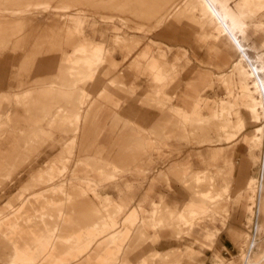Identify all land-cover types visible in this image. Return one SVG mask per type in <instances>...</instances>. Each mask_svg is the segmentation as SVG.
Masks as SVG:
<instances>
[{
	"label": "crops",
	"instance_id": "obj_1",
	"mask_svg": "<svg viewBox=\"0 0 264 264\" xmlns=\"http://www.w3.org/2000/svg\"><path fill=\"white\" fill-rule=\"evenodd\" d=\"M3 3L2 5L5 4ZM253 6L255 11H252L254 8H246L245 0H227V11L231 12H228L225 21L228 29L234 32L233 34L230 31H224L223 26L214 19H207L206 22H203L205 19H199L188 24L179 23L176 28L155 33L159 38L176 42L187 36L185 33L180 35L179 29L184 25L185 27L191 25L196 28L200 39L205 42L212 41L213 44L209 46L208 51H212L220 57L221 60L215 65L224 70L219 77L224 86V97L217 101L213 99V104H209L206 101L208 99L202 95L211 86L212 79L209 73H197L195 78L197 86L193 87L191 84L183 91L168 94L165 89L175 74V64L167 63L162 54L158 58L150 47L140 49L142 43L132 53L127 54L124 48L130 49L129 45L137 42L134 36L111 34L104 28L83 26L82 21L72 19L70 16L67 19L70 26L67 28H64L59 20L57 22L54 19L36 20L34 26L27 28L22 36L25 45L21 46V52L10 53L4 52V47L0 49V115L2 110H5L4 108H7V105L12 102L9 100L10 96H12V100L21 95L23 104L30 99L26 108L13 109L14 111L6 113L8 118L5 120L19 123L25 129L32 130L35 138H38L39 135V140L43 143L47 142L51 149L57 148L59 153L56 157H65L63 159H67L68 163L65 166L60 164L53 166L59 169V173H67V179L70 174H80L77 185H73L72 188L73 192L78 190V194L73 193L71 200L67 197L65 201L67 215H65L63 227L24 230L26 233L24 242L21 243V263L25 262L23 257L30 256L31 251L34 252L33 242L40 241L45 247L52 244L51 239L44 240L41 238L43 236L57 238L48 251L50 261L43 264H132L130 263L131 256L135 252L143 250L163 256L164 259L150 261L148 259L150 254L146 257L135 254L134 256H138V262L135 264H153V262L162 264L167 260L179 263L184 256L191 259L195 253L190 247H187L186 251H180L178 248H170L165 251L145 250L141 247L147 243L155 244L158 241L160 243L167 237L178 235L182 226L190 227L192 219L199 214L208 211L207 215L212 217L218 213L221 208V199L212 203L206 197L207 193L211 192L209 189L198 190L191 185H198L196 182L198 175H203L206 178L205 182H209L221 178L223 169H226L228 173L231 171L233 163L224 154L226 148L224 145L231 142L237 133L244 131L245 117H247L249 122L256 126L250 134L243 136L246 158L248 164L255 167L254 159L260 157L261 165L258 167L256 177L251 174L247 175V170L244 171L241 168L238 180L243 184V187L238 190L232 200L240 206L239 217L248 214L247 225L251 217L250 210H254V217H256L254 220L255 245L252 258L257 257V264H264V112L263 118L261 117L256 122L260 113L262 114L260 108L258 109L260 102L264 109V40L258 44L255 42H252L251 45L248 44L250 31L256 33L264 28V21L258 20L264 11V0L254 1ZM233 19L237 21V26ZM12 24V26L0 25V46H4L2 42L7 34L6 30L12 31L15 28L13 26L20 25L21 22L14 20ZM181 24L182 27H180ZM16 30L18 33L20 32V28H16ZM107 40L113 43L111 48L106 47ZM48 53L54 56L43 57ZM116 53L120 56V63L114 58ZM91 54L95 59H90ZM74 58L81 60L82 65L71 71V62ZM129 58H133V60L124 67L123 63ZM16 61L18 62L14 63ZM203 63L214 65L211 60ZM11 68H15V71L9 74L8 71ZM117 68L121 75H124V72L131 73L130 75L134 74L133 80L129 81L130 85H125L121 77H115L108 81L106 86L94 97H90L88 93L84 92L83 86L101 84V75L105 76L110 70ZM52 69L55 71L54 78L40 81L38 85L35 74L42 71L49 72ZM142 77H145L148 82L146 100L151 105L149 107L157 112L149 129V134L154 137L143 139L128 133L118 144L120 151L112 152L115 144L98 143L95 133L105 130H109L111 135L126 130L131 133H139L138 129L131 126L128 121L119 119L115 111L106 109L108 106H117L113 99L114 91L134 94L136 90H140L139 81ZM11 82H14L15 87L21 88V91L7 92V87L12 86ZM24 86L29 88H23ZM136 100L138 99H135V102H137ZM87 101L89 102L86 103ZM61 102L65 104H59ZM230 108L233 110L229 111L228 116L224 119L225 110ZM204 110L207 111L206 114L203 113ZM251 110H255L256 116ZM105 112L111 119L98 120V117ZM17 114L21 115V121ZM211 132H215V138L210 137ZM173 137L197 139L199 144L211 147L207 156L203 158L205 164L215 163L221 159L224 165L216 168L215 175L208 174L207 168L187 174L188 168H181L180 164L173 165L165 171H158L156 180H166L170 189L176 182L181 183L188 190L189 201L177 213L168 209V206H166V210L160 209L158 203H152L150 210L141 206L129 208L132 195L124 193L123 190V187H129L128 180H125L124 186L118 184L116 181L118 180L116 179L117 171L115 170L124 171L125 167L133 166L137 172L145 174L144 172L149 169L140 165L145 164L143 157L147 155V152L137 154L139 156L137 158L136 153L132 150L160 149L161 146H167L166 141ZM161 138L164 139V142L159 143ZM260 138L261 149L251 152L253 142ZM16 143L15 132L0 134V165L4 163L6 157L10 158V155H15L13 150L16 149ZM41 147H43L41 144L36 145L32 150ZM4 151L8 154H5ZM69 158H71V164ZM10 159L7 164L11 162ZM61 160L62 158L58 161ZM12 162L18 161L13 159ZM151 162L150 160L148 164ZM186 165L184 164V166ZM19 170L21 169L3 168L0 169V172H17ZM38 171L48 170L40 169ZM252 181L256 182L255 186L251 184ZM68 184L69 180L66 185ZM87 185L94 188L95 196L81 194L86 192ZM251 186L255 187L252 198L250 194L246 193ZM223 190L230 191L228 186H225ZM113 192L115 194L112 195ZM67 193L69 192L67 191ZM53 201L56 204L61 203L59 200ZM70 205L71 213L70 207H68ZM105 206L121 215L119 226L116 223L107 222L104 212L100 214L95 212L96 208L103 209ZM190 210H195L194 217H188L182 223L176 220L177 215L186 214ZM170 216L175 218L172 220ZM226 218L225 215L222 223ZM122 223L128 225L122 228ZM45 225L48 226L47 223ZM111 226H115L113 231L110 229ZM201 231L204 232L205 239L214 235L205 226H202ZM96 232L103 235L95 236L90 241L89 236ZM229 232L232 240L239 245L240 249L245 233L233 229ZM113 234L125 235L123 242L114 245L110 243ZM196 241L203 243V240H197V238ZM166 256L168 259L165 260ZM216 259V264L222 262L220 256L216 255ZM237 263H240L239 259ZM36 264H41V262ZM228 264H233V262L230 261Z\"/></svg>",
	"mask_w": 264,
	"mask_h": 264
},
{
	"label": "rangeland",
	"instance_id": "obj_2",
	"mask_svg": "<svg viewBox=\"0 0 264 264\" xmlns=\"http://www.w3.org/2000/svg\"><path fill=\"white\" fill-rule=\"evenodd\" d=\"M46 1L48 3H45ZM73 1L78 3L76 4V7H66L67 4L68 6L69 4H73ZM88 1L91 0H0V25L12 26V21L14 20L15 22H21L20 25L15 24V26H13L15 28H13L12 31L9 29L6 30L5 33L7 34H5V38L3 40L4 42H2L4 46L1 45L0 49L4 47V52H21V46L25 45L24 40H22V36L26 32L27 28L34 26L33 24H35L36 20L54 19L56 22L59 20L62 26L67 28L70 26V22L67 20L70 16L72 19H79L82 21L83 26L90 25L93 28H104L111 34L118 33L126 36H134L137 42H133L129 45L130 49L124 48L127 54L132 53L142 43L140 49L150 47L158 58L162 54L167 63L175 64V74L173 75L171 83L165 89L168 94L175 91H183L191 84L193 87L197 86V83L195 82L197 73L207 72L210 74L212 81L211 86L202 93V95L208 99L206 101L209 104H213V99L214 101H217L218 99L224 97V86L219 80V77L224 70L219 69L215 65L219 60H221L220 57L212 51H208L209 46L213 44L211 40L207 42L203 41L199 38L198 33H196L195 27L191 25H187L185 27V25L183 26L182 24L180 27L183 26V29L180 28L178 32L180 35L185 33V35H187L184 37L185 39H178V41L175 42L159 38L155 35L157 32L176 28L179 23L188 24L199 19H205L203 22L208 21L207 19L209 18V13L201 0H128L124 6H122L123 4L121 0H113L115 4L109 7L106 5L111 2V0H100L103 5L100 9H95ZM40 2H43V5ZM2 3L4 5H2ZM187 15H191L192 20ZM101 20L112 23H103ZM258 20L264 21V11H262ZM16 28H20L19 33ZM263 40L264 28L256 33L252 30L250 31L248 44L251 45L252 42L258 44ZM112 45L113 43H111L110 40L106 41V47L111 48ZM48 55L54 56L53 54L48 53L44 54L43 57H48ZM114 58L118 61V63H120L119 61H121V59L118 53L114 54ZM132 60L133 58H129L128 61L124 62V67L128 66ZM207 60H211L214 65L204 64L203 62H206ZM17 62L18 61L14 63ZM14 71L15 68H11L8 73L12 74ZM127 74H129V76H127ZM130 74L131 73L124 72V75H121L118 68L116 70H110L107 75H101V84H86L83 86V90L85 93H88L90 97H94L106 86L108 81L115 79V77H121L125 85H130L129 81H132L134 78V74ZM54 76L55 71H53V69L49 72L42 71L35 74V80H37V84L39 85L40 81L51 80ZM139 83L140 90H136L134 94H130L129 92L114 91L115 94L113 99L117 103V106H108L106 109L115 111L119 119L128 121L131 126L138 129L139 133H131L127 130L121 133H113V135L110 134L109 130L95 133V135H97L98 143L115 144L111 150L112 152L120 151L118 144L128 133H130L131 136H139L143 139L154 137V135L149 134V129L151 128L154 115L157 112L149 107L150 103L146 100L148 90L147 79L142 77ZM11 84L12 86L7 87V92L16 90L21 91V88L15 87L16 85H14V82H11ZM23 88L29 87L24 86ZM33 88H36V86H33ZM11 97L12 96H10L9 100L13 103H9L7 108H4L5 110H2L0 115V121H3L0 123V134L15 132L17 135V146L16 149L13 150L15 155H10L11 159L6 157V159H4V163L0 165V169L17 168L21 170L17 172H0V225L2 224L0 227V264L8 262L10 255L12 254L11 248L13 245L8 240L9 230L7 229V225L9 223L17 222L21 225V243H23L25 239V229L45 230L50 228L59 229L63 227L64 219L66 217L65 215H67V205L65 204V201L67 197L71 200L73 193L78 194V190L73 192L72 188L73 185H77L76 183L78 182V177L80 175L70 174L67 179V173H59V169H56V167L53 166L55 164L65 166V162L68 163L67 159H63L65 157H56L59 153L57 148L51 149L47 142L43 143L39 140V135L38 138H35L32 130L25 129V127L21 126L19 123H13L12 120L9 121L8 119L5 120L8 118V112L10 113L14 111L13 109L26 108L28 106L27 103L30 101V99H28L25 101L26 103L23 104L21 103V95L12 100ZM135 99H138L136 100L137 102H135ZM88 102L89 101L86 103ZM59 104L63 105L65 103L61 102ZM261 106L260 102L258 105V109L260 108L259 110L262 109ZM231 110L233 109L230 108L225 110L224 119L228 116V112ZM203 113L206 114L207 111L204 110ZM252 113L256 116L255 110H253ZM17 116L21 121V115L17 114ZM261 117L263 118V114L260 113L257 121L253 118L252 119L258 122ZM104 119H111L107 112L102 113L98 117V120L102 121ZM245 121L246 126L244 131H242V133H237L231 142L224 145V147H226L224 154H226V156L229 157L233 163L231 171L228 173L226 172V169H223L221 178L217 180L215 179L204 183L201 182V184L199 183L198 185L190 183L192 184L191 186H194L195 189L198 188V190L205 191L206 189H209L211 191L209 193L212 195H214L213 193H215V195H217V193H223L224 187L228 186L230 191L226 192V194L223 193L221 197L218 198L215 195V197H212V195H210V197H212L210 201L212 202H216L221 199V208L218 210V213L214 214L212 217L207 215L208 211L199 214L197 217L192 219L189 224L190 227L183 225L181 232L178 235L167 237L164 239L165 241L160 243L159 241L155 244L147 243V245L141 247L145 250L156 249L159 251L170 250V248H178L180 251H186L187 247L194 250L195 255L191 259H187L184 256L183 260L179 263L167 260L162 264H216V255L220 256L222 259V262H218L217 264H228L230 261H232L233 264H240L237 263L238 255L240 254L239 245L232 240L229 231L233 229L247 233L250 229L246 228V217L248 214L239 217L240 206L239 204H236L232 198L236 195L238 190L243 187V184L238 180L241 168L244 171L247 170V175L251 174L256 177L258 175V167L261 165L260 157H256L254 159L255 167L248 164L243 136L245 134H250L256 125L250 123L247 117H245ZM215 136V132L210 133V137L215 138ZM110 137L113 139H108ZM161 141L164 142V139L161 138L159 143ZM166 142L168 145L161 146L160 149L149 148L147 150H132V152L136 153L135 156L137 158L139 157L137 154L140 155L141 153H144V151L147 152V155L143 157L145 164L140 165L145 169H149L144 172L145 174L137 172L136 168L133 166L125 167L123 169L124 171L115 170L117 171L116 179L118 180L116 181L118 184H122V186H124L126 183L125 180H128L129 187H123V190L124 193L132 195L129 208L132 209L141 206L146 210H150L152 203H158L160 209L166 210V206H168V209L174 210V213H177L179 210L183 209L189 201L188 190L183 187L181 183L176 182L170 189L166 180H156L158 171H165L173 165L180 164L182 166L181 168H188L186 170L187 174L191 171H201L207 168V171L209 170L208 174L215 175L216 168H220L224 165L223 160L221 159L215 163H209L208 165L205 164L203 162V158L207 156L211 147L199 144L198 140L192 137L188 139L173 137L168 139ZM250 142H252V140H250ZM40 144L43 147L32 150L34 146ZM261 146L262 141L260 138V140L253 142L251 152L258 149L260 150ZM61 158L62 160L58 161ZM9 159L11 162L7 164ZM13 159L18 162L13 163ZM69 160L71 164V158H69ZM150 160L152 162L151 164H148ZM184 164L187 165L184 166ZM82 168H85V166H82ZM40 169H47L48 171H38ZM63 169L64 167L62 170ZM105 170L109 171L107 168H105ZM49 174L50 176H48ZM68 180L69 184L66 185ZM255 183L256 182L253 181L251 182L253 185ZM152 186L153 188H151ZM254 186H251L246 191L247 194L251 195V198L255 191ZM67 191L69 193H67ZM81 194H92L95 196V191L94 188L87 185L86 192ZM111 194L113 195L115 192ZM52 199L56 201L59 200L61 203L56 204V202ZM68 207H70L71 213V205ZM253 211L254 210H250L251 217L248 220L249 228L254 227V220L256 219ZM95 212H104L106 215L105 218L108 222L116 223L118 226L120 225L119 219L121 215H119V213L112 208H109L108 206H105L103 209L96 208ZM225 215L227 218L225 222L222 223ZM259 217L261 218V215H259ZM100 218L102 217L100 216ZM174 218V216H170V219L173 220ZM46 223L48 224L47 227L45 225ZM127 225L128 224L122 223L121 226L124 228ZM202 226H205L207 230L213 232L214 235L209 239H205L203 237L204 232L201 231ZM114 228L115 226H111V231H113ZM110 229L108 230L110 231ZM101 235L103 234L96 232V234L89 236V240L92 241L93 237H99ZM124 236L125 235L113 234L110 243L113 245L122 243L125 238ZM41 238L44 240L46 239L47 241L51 239L53 243L57 240L55 236H43ZM196 238L197 240H203V243L196 241ZM245 238L246 236L244 235L243 242ZM34 245V252H30L32 256H37L34 264L39 261L40 257H44L46 260L45 262L51 259L50 253H48L50 250L48 246L45 247L44 244L40 243V241L35 243L33 242L32 246ZM29 249L32 248L29 247ZM41 251L43 252L41 255L39 254V256L38 252ZM151 253L152 252L144 250L141 252H135L130 258V263L135 264L138 262V256H134L135 254H141L144 257L150 254L148 257L150 261L164 259L163 256ZM22 256H24V254H22ZM166 259H168L167 256L165 257V260ZM250 263L257 264V257L251 258ZM153 264H158V262H153Z\"/></svg>",
	"mask_w": 264,
	"mask_h": 264
},
{
	"label": "bare ground",
	"instance_id": "obj_3",
	"mask_svg": "<svg viewBox=\"0 0 264 264\" xmlns=\"http://www.w3.org/2000/svg\"><path fill=\"white\" fill-rule=\"evenodd\" d=\"M50 1V0H49ZM114 1H116V0H114ZM127 1L128 0H121V2H122V6H124V5H126V3H127ZM202 1V3L205 5V7H206V9H207V11H208V13H209V18L208 19H214V20H216L219 24H221L222 26H223V28H224V31H226V32H231V30H229L228 29V27H227V25H226V21H225V17L227 16V14H228V12H231V11H227L228 9H227V0H201ZM200 1V2H201ZM254 1H258V2H260L261 0H245V6H246V8H248V7H250L251 9L252 8H254V6H253V2ZM44 2V1H43ZM43 2H40L41 4L43 3ZM89 3H90V5L92 6V7H94L95 9H100L103 5L101 4L102 3V1H100V0H91V1H88ZM45 3H48L47 1L45 2ZM44 3V4H45ZM178 3V2H177ZM232 3V2H231ZM76 4H78V3H76L75 1H73V4H69V6H68V4H67V6L66 7H70V6H73V7H76ZM104 4V3H103ZM115 4V2H113V0H111V2H109L106 6H111V5H114ZM117 4H119V3H117ZM43 5V4H42ZM49 5V4H48ZM47 5V6H48ZM174 5V4H173ZM232 5V4H231ZM39 7V6H38ZM50 7V6H49ZM65 7V8H66ZM121 8V7H120ZM91 10V9H90ZM238 10V9H237ZM236 10V11H237ZM252 11H255V8L254 9H252ZM97 12V11H96ZM191 20H192V16L191 15H187ZM186 16V17H187ZM106 17H108V16H106ZM229 17V16H228ZM111 18V17H110ZM185 18V17H184ZM13 19V18H12ZM28 20V19H27ZM24 21V20H23ZM123 21V20H122ZM25 22V21H24ZM32 22V21H31ZM176 22V21H175ZM233 22H234V24L237 26V21L236 20H234L233 19ZM75 23V22H74ZM174 24H176V23H174ZM234 25V26H235ZM41 26V25H40ZM74 29V28H73ZM234 32H231V34H233ZM233 36V35H232ZM235 37V36H234ZM233 37V38H234ZM81 50V49H80ZM86 51V50H85ZM77 54H79V53H77ZM80 54H82V53H80ZM79 54V55H80ZM88 54V53H87ZM78 56V55H77ZM91 56H92V54H91ZM90 59H95V57H94V55L90 58ZM79 65H82V61L81 60H78L77 58H74L73 60H72V62H71V71L75 68V67H77V66H79ZM70 71V73H72ZM74 71V70H73ZM91 71V70H90ZM248 95V94H247ZM15 98H17V97H15ZM250 98V97H249ZM247 106V105H246ZM257 106V105H256ZM253 107V106H252ZM256 108V107H255ZM252 111V110H251ZM257 111V110H256ZM261 112H262V114H263V112H264V109H263V106H262V109L260 110ZM249 112V111H248ZM256 132H258V131H256ZM257 137V136H256ZM256 137H254V138H256ZM255 140V139H254ZM257 141V140H256ZM253 142V141H252ZM2 149V148H1ZM4 153L5 154H8V153H6L5 151H4ZM6 162V161H5ZM64 163V162H63ZM67 162H65V164H66ZM57 169V168H56ZM51 170V169H50ZM52 175H54V174H52ZM48 176H50V174L48 175ZM39 177V176H38ZM40 178V177H39ZM40 179H42V178H40ZM205 177L203 176V175H198L197 177H196V182L199 184H201V182H205ZM255 180V179H254ZM260 180V179H259ZM258 182V181H257ZM260 184V183H259ZM217 193V192H216ZM224 193L226 194V191H224ZM214 195H215V193H213ZM210 195H212L211 193H207V195H206V197H207V200H211V198L214 196V195H212V197H210ZM221 195L222 194H220V193H217V195H215L216 197H221ZM214 196V197H215ZM204 201V200H203ZM217 201H219V200H217ZM216 201V202H217ZM204 202H206V201H204ZM210 202H212V201H210ZM213 203V202H212ZM209 204H211V203H209ZM208 204V205H209ZM100 214V213H99ZM0 215H1V213H0ZM194 215H196V212H195V210H190V211H188L186 214H180V215H177V217H176V220L178 221V222H180V223H182V222H185L186 221V219L188 218V217H190V218H192V217H194ZM108 222V221H107ZM169 223V222H168ZM57 224V223H56ZM108 224V223H107ZM2 226V224L0 225V227ZM57 227V226H56ZM246 228L247 229H250V231L248 230V232L247 233H245V236H246V238H245V240H244V242L242 243V245L240 246V254L238 255V259H239V262H240V264H251L250 262H251V258H252V254H253V249H254V245H255V228L253 227V228H249V226L247 225L246 226ZM7 229L9 230V236H8V240L10 241V243L13 245L12 246V248H11V250H12V254L10 255V258H9V260H8V262H6V263H4V264H34L35 262H36V258H37V256H32V255H28V256H26L25 258L23 257V259L25 260V262L24 263H21V225L20 224H18L17 222H11V223H9L8 225H7ZM52 244H53V242H52ZM52 244H50L48 247H49V249H50V247H51V245ZM43 251H41V252H38V255L40 254L41 255V253H42ZM39 255V256H40ZM22 259V260H23ZM46 260H45V258L44 257H40V259H39V261L38 262H41V264H43V263H46L45 262ZM50 260H48L47 262H49ZM37 262V263H38Z\"/></svg>",
	"mask_w": 264,
	"mask_h": 264
}]
</instances>
